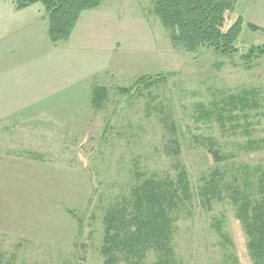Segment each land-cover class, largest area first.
Returning a JSON list of instances; mask_svg holds the SVG:
<instances>
[{
  "label": "rangeland",
  "instance_id": "374dc122",
  "mask_svg": "<svg viewBox=\"0 0 264 264\" xmlns=\"http://www.w3.org/2000/svg\"><path fill=\"white\" fill-rule=\"evenodd\" d=\"M224 1L230 4L224 29L242 18L232 55L206 47L189 52L162 26L152 0H102L81 13L69 46H61L71 50L63 52L62 85L67 76L97 70L95 82L108 89L101 109L82 111L78 101V111H71L65 102L62 113L30 115L22 124L15 120L19 115L10 114L19 99L6 107L0 99L4 264H104L99 253L104 209L128 193L134 171L140 179H159L174 176L179 166L186 168L192 198L175 223L178 264H264L251 253L239 218L243 194L250 216L264 214V206L258 208L264 205L258 188L264 145L246 144L264 139V53L243 57L252 47L264 50V0ZM36 5L32 9L42 7ZM15 9V0H0V95L15 93V81L43 75L29 65V57L41 52L28 37L38 35L21 29V17L11 18ZM244 89L259 93L256 107L230 103L228 97ZM171 120L177 157L167 150ZM209 139L220 155L232 157L214 162ZM214 170L220 194H207L206 200L200 190ZM153 260L147 257V263Z\"/></svg>",
  "mask_w": 264,
  "mask_h": 264
},
{
  "label": "trees",
  "instance_id": "16d2710c",
  "mask_svg": "<svg viewBox=\"0 0 264 264\" xmlns=\"http://www.w3.org/2000/svg\"><path fill=\"white\" fill-rule=\"evenodd\" d=\"M101 2L102 0H15V7L20 10L40 3L47 15L49 39L52 43H58L69 39L83 11L97 8ZM152 2L153 11L162 26L168 29L173 39L183 44L189 52H195L202 47L210 48L220 55H232L236 52L235 43L241 31L242 18L238 17L236 22L224 29L225 13L230 7L224 0H152ZM263 53L264 50L256 46L250 48L243 57L250 59ZM119 90L122 93L127 92L125 88ZM107 98L108 89L96 82L93 83L90 106L99 110ZM228 99L232 105L237 102L240 108L245 106L254 108L259 93L254 89H244L237 94H231ZM216 119L222 122L221 116L216 115ZM259 143L264 145V139L258 142L249 139L246 144L249 149H258ZM167 146L173 157L179 155L180 145L173 120L169 122ZM206 147L214 162L229 160L232 157L220 155L216 143L211 139L207 141ZM261 167L258 188L264 196V161ZM133 174L135 177L133 176L134 180L128 193L116 197L103 211L99 247L103 263L178 264L174 257L173 244L175 223L183 203L192 198L186 168L179 166L174 176L169 174V177L159 179L152 176L140 179L137 178L140 173L134 171ZM217 175V171H212L210 180L200 190V194L206 200L207 194L211 196L220 194ZM236 193L242 195L238 190ZM240 198L242 202L239 206V218L242 219L250 237L248 246L253 256L264 263V220L261 218L264 214L254 211L250 216L248 196L243 194ZM263 206L259 204L258 208ZM149 255L154 257L151 263H147ZM0 264H4L1 256Z\"/></svg>",
  "mask_w": 264,
  "mask_h": 264
},
{
  "label": "crops",
  "instance_id": "0c3cea01",
  "mask_svg": "<svg viewBox=\"0 0 264 264\" xmlns=\"http://www.w3.org/2000/svg\"><path fill=\"white\" fill-rule=\"evenodd\" d=\"M35 6L37 5L33 4L24 9H15L11 18L21 17V29L27 27V29L38 35L33 38L28 37L31 45L40 49L41 52V56L32 55L29 57V60L32 59L29 65H37L43 69V75H40L41 77L37 80L24 81L23 84L15 81V93L0 95V99H3V102H1L3 107L13 105V98L19 99L17 102L18 108L11 111L10 114L19 115L20 119L15 120L22 124L29 123L28 118H30V115L40 118L39 115L42 117L45 114L62 113V103L65 102L69 107L67 109L78 111L77 103L80 101V110L86 111L90 107L91 86L95 82V75L98 72L95 69H87L82 76H67L68 79L64 80L66 85H62L63 52L68 53L71 50L62 51L61 46L64 42L67 47L69 46L73 32L68 40L52 43L48 35L47 15L43 7H38L36 10L32 9ZM46 73L49 77L47 80ZM22 91L26 92L22 93ZM26 97V101L22 100Z\"/></svg>",
  "mask_w": 264,
  "mask_h": 264
}]
</instances>
